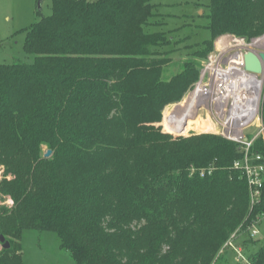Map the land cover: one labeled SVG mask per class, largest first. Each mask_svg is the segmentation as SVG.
Here are the masks:
<instances>
[{
    "label": "trees",
    "instance_id": "trees-1",
    "mask_svg": "<svg viewBox=\"0 0 264 264\" xmlns=\"http://www.w3.org/2000/svg\"><path fill=\"white\" fill-rule=\"evenodd\" d=\"M154 1L51 0L52 14L38 9L26 29L34 62L0 63V189L15 201L0 208L10 242L0 264H24L28 229L55 232L78 264H216L231 234L264 215V197L252 206L233 168L242 156L235 142L162 131L165 107L200 70L189 59L166 75L176 49H164L184 39L147 30L159 15ZM208 2L211 38L200 56L223 34L263 36L264 0ZM162 125L189 132L166 117ZM253 152L264 154L262 137ZM209 165L211 175L191 172ZM245 264H264V244Z\"/></svg>",
    "mask_w": 264,
    "mask_h": 264
},
{
    "label": "rangeland",
    "instance_id": "rangeland-1",
    "mask_svg": "<svg viewBox=\"0 0 264 264\" xmlns=\"http://www.w3.org/2000/svg\"><path fill=\"white\" fill-rule=\"evenodd\" d=\"M38 1L39 0H0V63H12L16 60H22L28 63L34 62L35 56L25 50V40L27 35L26 29L41 18V14L38 12ZM208 1L209 0H155L154 2L157 4L156 9L159 15L152 18L151 25L147 27L149 31L157 29L171 32L170 30H173L171 35L176 38V41L184 39L182 40L183 42H177L171 47L166 46L164 49L166 51H170L174 48L176 49V52L169 54L172 62L169 63L167 67L166 75L168 77L180 70V62L189 59H194L200 70L199 79L193 83L183 97L178 101L168 104L164 109L163 119L160 125L162 131L174 137L173 139L203 133L220 135L215 131L218 129L212 127V125H215V122L212 120L213 117L211 113L208 119L207 113L209 111L206 109H200L198 111L195 106H189L184 103V101L188 100L191 94L197 89L201 81L202 70L210 63V56L219 53L217 47L218 40L222 39L224 43H231L234 41L233 38L218 37L214 39L211 51L206 57L199 55V50L206 47L204 41L211 38V32L206 28L208 21L204 17L207 9L206 4L209 3ZM41 5V11L44 16L52 14L51 0H42ZM158 25H160V27ZM258 37H253L251 40ZM236 41L237 40L234 42ZM185 44L191 46L185 48ZM246 50L247 49H244V51ZM259 77L262 78V76ZM210 79V74H206L202 83L206 84ZM180 103L185 105L182 117H179L175 112ZM262 106L264 115V88ZM168 113H172L175 119L171 120ZM165 117L167 125H174L178 127L179 131L189 132L187 134L175 135L165 131L162 125ZM256 132L257 129H255V127L247 130V134L250 137H253ZM45 151H47V149H45ZM0 168L3 169L4 175V165L0 164ZM7 178L11 179L13 176L8 175ZM258 227L260 232L257 236H252L250 230L244 231L241 228L234 231L231 234L232 236L236 233V237L233 241L234 246L224 248V244L214 259V262H216V264H245L249 262V255L256 253L264 244V216ZM250 238L253 240L248 241ZM21 243L23 246L22 255L24 264H78L68 251L60 247V238L55 232L28 229L24 231ZM222 250L224 251L222 252ZM239 253L243 254L244 257H241ZM220 255H222V257L218 259Z\"/></svg>",
    "mask_w": 264,
    "mask_h": 264
},
{
    "label": "built area",
    "instance_id": "built-area-1",
    "mask_svg": "<svg viewBox=\"0 0 264 264\" xmlns=\"http://www.w3.org/2000/svg\"><path fill=\"white\" fill-rule=\"evenodd\" d=\"M222 36H232L234 41L241 40L244 43V46L235 48L232 51L224 54V58H227L231 54L236 52H239L244 56L245 52H247L248 50H264V45L260 44V41L264 40V36L255 38L253 40H246L245 38L237 37L231 34H224L220 37ZM244 49L247 50L244 51ZM221 54L222 52L219 50V53L217 55L210 56V63L202 70V77L199 84H203L202 80L204 76H206V74H210L211 79L208 83L203 85L208 86L211 83L213 71L211 70L210 66L215 63V58L220 57ZM220 66L226 68L228 67V62L222 60L220 62ZM245 71L248 72L247 70ZM221 85L222 84L220 83V86ZM255 87L256 86L254 85V83L252 84L248 82V94H251V92L255 90ZM263 88L264 84L257 87V97L255 101L252 100V98H248V101H242L241 103L238 102L236 104L233 102V100L229 99L225 104L223 102L218 107V103H213L212 107H207V105L202 106V104L199 106V109H206L207 111H209L208 113L212 114V117L213 119H215V122L217 124V133L225 139L235 142L238 146L239 151L242 153V156L234 161L233 168L241 171L245 176L248 183L252 206L255 203H259L264 197V154H262L261 152H253L257 139L260 137L264 139V118L262 111ZM238 110H243L245 112L248 111V113L251 112L250 116L247 119H241L240 117L237 118L236 111ZM252 127H255V129H257V132L253 137H250L247 134V130ZM215 169V165H209L208 167H203L200 169L192 167L191 172H198L201 177H205L207 175H211L215 171ZM3 177V169L0 168V182ZM14 205V199L9 195H4L0 189V208L7 207L11 209L14 207ZM263 216L256 217V219L249 226V230L251 231L252 236H257L259 234L260 230L258 225L260 224ZM235 237L236 233H234L231 238L225 243L224 248L234 246L233 241ZM3 249V244L0 241V253ZM223 251L224 250H222V252ZM239 254L241 257H244L243 254Z\"/></svg>",
    "mask_w": 264,
    "mask_h": 264
},
{
    "label": "bare ground",
    "instance_id": "bare-ground-1",
    "mask_svg": "<svg viewBox=\"0 0 264 264\" xmlns=\"http://www.w3.org/2000/svg\"><path fill=\"white\" fill-rule=\"evenodd\" d=\"M261 45H264V40L260 41ZM244 46L241 40L231 43H224L222 39L218 40L217 47L222 52L220 57L215 58V63L212 64L211 70L212 80L211 83L206 86L199 84L197 89L191 94L188 100L184 101L189 106H195L199 111V106L207 105L212 107L213 103H218L217 107L224 102L233 100L234 103H241L242 101H248V98H252L255 101L257 97V87L261 86V78H256L253 74H250L244 70V56L239 52L231 54L229 57L224 58L223 55L232 50L233 48H240ZM228 62V67L223 68L220 66L221 61ZM248 82L254 83L255 90L248 94ZM220 83L222 84L220 86ZM209 107V108H210ZM237 118L247 119L250 113L243 110L236 111ZM198 113V112H197ZM210 113H207L208 119ZM215 122V119H212ZM211 121V120H210ZM217 129V124L212 125ZM217 131V130H215Z\"/></svg>",
    "mask_w": 264,
    "mask_h": 264
},
{
    "label": "water",
    "instance_id": "water-1",
    "mask_svg": "<svg viewBox=\"0 0 264 264\" xmlns=\"http://www.w3.org/2000/svg\"><path fill=\"white\" fill-rule=\"evenodd\" d=\"M42 0L38 1V9L41 10ZM244 68L248 72L255 75L256 78L262 76V81L260 84L262 85L264 82V50L256 51V50H248L244 54ZM53 151L51 149H47L45 153V157H50ZM0 241L3 244L4 249L10 248V242L5 238L3 234L0 233Z\"/></svg>",
    "mask_w": 264,
    "mask_h": 264
}]
</instances>
